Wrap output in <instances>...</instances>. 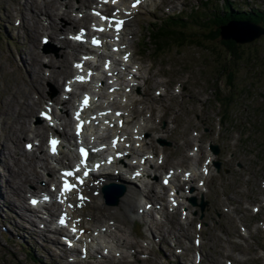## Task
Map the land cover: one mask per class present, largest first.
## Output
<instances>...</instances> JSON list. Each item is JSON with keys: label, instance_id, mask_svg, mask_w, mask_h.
I'll return each instance as SVG.
<instances>
[{"label": "rangeland", "instance_id": "rangeland-1", "mask_svg": "<svg viewBox=\"0 0 264 264\" xmlns=\"http://www.w3.org/2000/svg\"><path fill=\"white\" fill-rule=\"evenodd\" d=\"M24 1L0 0V158L7 159V165L11 167L13 157L15 159L19 157L20 163L27 164L24 159L35 155V171L41 177L40 180H46L53 175L43 173L44 165H50L55 174V164L62 157L51 162L46 159L42 164L45 135L37 136L43 151L36 150L33 154L31 151L24 150L22 142L32 140L30 137L35 133L34 125L44 124L36 118L40 105L32 110L31 107H27L31 104L27 103L32 100L39 101L46 96L51 98L57 96L63 81L69 75V66L67 76L64 75V79L59 78L57 86L51 82L50 78L52 69L58 68V60L62 59L63 51H67L64 49L67 46L61 45L66 35L65 39H62L63 36L58 39L56 36L55 39L54 34L49 35L48 44L43 46L39 37L42 33L34 31L36 39L32 43L29 35L31 29L25 27L22 18L21 10H24ZM58 1L61 4L63 0ZM77 1L79 3L80 0ZM226 1L232 4L229 6H232L233 10L242 13L252 10L264 11V0H148L146 4L140 3L138 10L131 13V17L129 16L126 29L124 28L121 36L127 43L126 49L132 51L130 61L135 65L130 64V66L137 67V70L127 67L128 71L135 73L121 78L122 73L119 72L118 77L111 78L114 83L123 82L119 84L121 88L118 92L120 95L124 93L125 96L109 99L102 96L107 92V87L100 85L98 88H104L101 99L105 102V110L111 108L114 113L117 109L123 110L121 106L125 107V105L126 111L129 110L130 115L125 114L126 122L125 125H121L120 132L130 130L132 125H136L137 129L140 127V135L143 132V141L142 136L139 140L134 139L132 143L134 152H130L129 157L135 158L137 162L139 157L144 156L142 153L145 154L151 150V153L161 151L162 153L158 154L162 155V159L159 163L152 161L155 167L152 164L148 165L151 156L145 155L147 156L145 163L148 167L146 169L154 176L144 178L142 183L138 182L142 185L140 187L129 182L132 185L130 187L127 183L129 178L126 181V172L114 175L115 180L120 176L119 179L130 188L128 190H131L130 194L133 198L130 196L129 198L132 202L130 206L119 204L118 209L116 206H107L108 208L104 209V205H101L104 204L101 197L97 198L101 209L84 220V225L90 228L84 237L86 239L92 237L91 239L95 242L89 243L90 256L83 257L81 259L83 261L75 264H264V132L261 133L264 129V35L247 43L243 39H247L253 33L252 31L249 35L246 32V35L242 37L235 34L237 40H243L235 42L250 45L241 48L242 55L245 54L244 59L234 64L233 85L230 86L227 84V76L224 73H218L216 69L218 58L208 51V45L176 49L173 46L165 48V42H160L156 44L161 47L160 52L157 53L153 51L155 45L148 38L147 30L150 28H146L147 23L156 21L158 24V19H165V15L173 11L179 13L180 19L189 15H192V18L194 15H205L207 12L214 14L218 11L216 8H221ZM71 4H73L72 1ZM79 4L83 5L81 2ZM123 4L129 3L125 0ZM66 9H69L67 2L64 6V10ZM63 11L60 13V19L64 15L67 18L71 12L68 10L69 13L62 15ZM33 12L23 11V16L29 18ZM35 14H37L35 18H38L39 25L46 20L47 25L59 16L51 15V18H47L41 12ZM17 18L20 24L19 21L15 24L14 21ZM237 22L250 23L243 20ZM254 25L264 28V22L261 21ZM160 27L163 26H159L156 30L159 31ZM241 28L237 27L236 30L239 31ZM223 31L224 35L229 34L225 32L226 30ZM256 31L255 28L254 33ZM64 33L65 31L58 35ZM230 33L233 34V32ZM224 35L220 36L221 39H228ZM212 42L213 49L222 47L217 38ZM35 48L38 53L40 52L38 62L42 68L38 73L33 72L38 76L32 75L28 65L31 63L28 52ZM66 57L70 63L72 57L70 58L69 55ZM73 60L76 59L73 58ZM37 68V65H34L33 70ZM128 81L135 83L129 91V97L128 93L123 91ZM47 83L51 85V87L48 86L49 92ZM214 87L217 88L218 98L224 99L227 96L229 102L226 114L221 118L219 116L223 111L219 109L214 99L216 94ZM42 92L46 94L45 97L41 96ZM136 98H140L142 104H139ZM119 99L121 103H118ZM114 100L117 103H114L115 107L112 108L111 103ZM67 104L65 108L61 104L57 107L58 118L63 126L68 119L70 102ZM25 111L28 115L24 120L20 115H23ZM21 121H24L26 129L28 128L26 136L16 132L20 123H23ZM146 122H150V125ZM132 128L136 127L132 126ZM13 130H16L15 132L20 136V151L26 155L14 153L15 146L11 143L13 139L10 134ZM188 135L191 140L186 142L191 143L192 147L200 145L206 156L211 153L206 146L207 143L217 146V153L211 155L219 161V168L217 171L213 169L209 171L206 179L203 180L202 187L194 188L197 180L194 178L195 175H192L191 180L185 182L188 184L184 192L187 198H174L179 208L174 209L177 213L171 215L174 210L171 211L169 207L158 208V210L154 207L155 204L158 206L161 203L160 200L164 203L167 201L164 195L166 187L159 177L168 167L183 166L187 162L182 139ZM136 142L139 146L134 145ZM8 150L11 157L8 155ZM45 156L48 158L46 152ZM38 157L41 158L42 163L38 162L41 161ZM180 159H183L184 163L176 164ZM31 165L33 167V163ZM8 166L5 167L0 161V264L74 262L62 254L59 248L64 246L59 244L61 239L57 246L42 237L48 233L45 230L49 227L48 221L38 223L40 226L38 230L42 233L37 231L34 233L33 222L22 219L21 213H27L28 210L25 202L26 193L20 192L24 188L19 189L24 199L10 198L7 195L5 197V189L10 187L7 181L12 179ZM29 168L28 173L33 170L29 172ZM33 171L28 176L35 180L37 178L33 177ZM114 176L108 175L105 179ZM22 177L18 176L15 180L20 181ZM40 180L36 182L39 183ZM145 181L149 182V187L150 185L153 187L149 193L147 192L149 187L147 189L144 186ZM150 197H153L156 203L145 208L144 205L152 200ZM190 198L194 199V205L189 201ZM11 199L17 206L15 212L9 203ZM20 200L23 202L20 203ZM200 203H203L202 210L199 209ZM254 207L256 211H252ZM137 208L142 209V213H136ZM180 209L186 212L183 219ZM111 214H114L116 219ZM24 221L31 225V230L28 227L30 225ZM44 224H46L45 227ZM197 236L200 239L192 240ZM195 242L200 244L194 246ZM128 243H132L133 246H129ZM74 246L78 248V245L73 244ZM68 248L72 249V247ZM71 256L78 257L76 254ZM31 258H34L36 262ZM75 258L72 260H76Z\"/></svg>", "mask_w": 264, "mask_h": 264}, {"label": "bare ground", "instance_id": "bare-ground-1", "mask_svg": "<svg viewBox=\"0 0 264 264\" xmlns=\"http://www.w3.org/2000/svg\"><path fill=\"white\" fill-rule=\"evenodd\" d=\"M92 1H94V0H80L79 3L81 2L83 5H86V3L87 4H90V3H92ZM146 1H148V0H139V3H137V0H128V1L126 0V2L129 3L128 5L123 4V2L122 3H119L117 5L118 6H122V8L125 7V11H127V12L129 11L128 13L131 14L132 12H135L136 10H138V7H140V5H139L140 3L146 4L145 3ZM79 3H78V6L80 5ZM131 5H135V7L134 6L130 7ZM108 6L109 7L105 11L101 12L100 14H101L102 17H107V19H104V20L111 21L110 22V24H111L110 32L113 35H117L119 32L114 31L113 28H112V26L115 24L116 21H123V24H122L123 25V28L126 29V24L128 22V18H127V16H123L121 18L116 17L117 16L116 14L119 11L117 9L113 8V6L110 5V4H108ZM23 8H24V10H21L22 11L23 23H24L25 27H27L28 29H31L29 35H30V38H31L32 43H34L35 42V39H36L35 38L36 37V34H35L34 31H38V32H41V33L43 31V32L46 33V36L48 35L47 37H49V35H52V34L57 35V34H60L61 33L59 30H57L58 28L55 27L54 19L51 20L50 22H48V24L46 26H42V25H39V20H37L38 18L37 19L35 18V15H37L35 13H38V12H41L42 15L44 14L47 18H51V15H53V16L61 15L60 14L61 12L60 13L58 12L59 6L57 4V1H55V0H40V1H37V0H25L24 3H23ZM30 10L31 11H34V12L30 14V17L28 16L29 18H27V17L25 18L23 16V11H30ZM111 10L113 11V14L110 12ZM67 11H68V9L64 10L63 13H62V15H64L65 13H69ZM173 13L179 14L178 12H175V11H173ZM88 19L89 18L86 15H83L81 17V19H79V20H75V19H73L70 16H68L67 18L63 16V18L60 19V21H59V25L61 26L60 27V30L61 29H66V31H67L70 27H73V25H77L81 21L83 23H85V28L87 29L86 23L88 22ZM237 27H242V28H241V30L237 31L236 30ZM51 29H52V31H50ZM223 30H226L225 32L229 33V34H227L225 36H227L228 38H231V39H233V40H235L237 42H240L242 39L241 40H237V38L235 37V34L238 37H242V36H245L246 35V32H247L248 35H249V34H251L255 30V26L252 25V24H250V23H246V22L233 21V22H228L227 24H225L222 27H220V32H221V35L222 36L224 35V33H223L224 31ZM230 32H233V34H231ZM95 37H93V38H95ZM247 39H243V40L245 41ZM48 40H49V38H48ZM67 42L68 41H66V40H62L61 41V45H66L67 47L68 46H71L69 44V42L68 43ZM99 46L100 45H98V47ZM100 47H104V46L101 45ZM72 49H74V46H73ZM64 53L65 52L63 51L62 59L61 60H58V66H57L58 68H53L52 69V77L50 78V80H51V82H53L54 84H56V86L58 84V79L61 78V77H63L64 75L68 74V70L70 71V68L67 70V68L69 66L68 65L69 60L67 59L68 57H66L64 55ZM28 54L30 55V58L29 59H30V62L31 63L28 64V65L30 67L31 73L34 76H38L37 74H35L33 72H37L38 73V71L40 72V70H42V68L40 66V62H38V57L40 56V52L38 53L37 51H34V49H32V50H29ZM128 55L129 54H127V56ZM131 57H132L131 55L128 56L129 59H131ZM106 59L109 60L110 59V56H107ZM76 61H77V59H76ZM34 65H37V67H38L36 70H33L34 69ZM63 79H64V77H63ZM97 81H98V79H97ZM99 83H100L99 86L102 85L103 87H105L104 81H102V80L99 79ZM110 86H107V92L104 93L102 96L103 97H108L109 99H114L115 96H112V94L109 93L110 91H112L111 88H110ZM125 87H127V86H125ZM42 97H44V96H42ZM48 98H50V97H47V99ZM82 98L83 97H81V99ZM45 99H46V97L44 99L43 98H40L39 101L32 100V102H28L27 103V104H31V105H27V107H31L32 110H33L36 106L42 105L41 103ZM57 99H58V97L54 99V102L58 101ZM59 101H60L59 102V105L61 104L65 108L66 105H68L67 103L69 102V98L67 96H65L64 98H61V100L59 98ZM88 105H89V103H88ZM88 105L86 107H83L82 105H80L79 107L82 108V109H86V108H88ZM94 105H95V101H94ZM43 110L51 118L53 117L52 114L55 113L53 111L51 113V110H50L49 107H45ZM126 110L125 111H122V110H118L117 109V110L114 111V113L112 111L110 113V115H109L111 122H108V123L110 124V129L112 131L113 136H116L117 137V142H115V143H107V145L109 146L110 150L112 151V156H113L112 159L116 163L119 162L118 164H120V162L122 163V159L125 158L126 156H127V159H129L130 152L131 153L134 152L133 146H132V143H133L134 139H138V140L141 139V137H139L140 136V129H137V126H136V128H131L129 130V131H131V133H129V134H127V133L120 134V133H117L115 131L116 129H118V130L120 129V125H122V124L125 125L126 118H127V117H125V114H127V111ZM84 111L85 110H83V112ZM110 111H111V109H110ZM102 112H104V109H98V110L95 111V113H97V114L100 115V116H98V119L99 118H102L104 116ZM117 113H119V115H117ZM26 115H28V112L25 111L23 113V115H20V116L25 120V116ZM36 118H37V120H41L38 117H36ZM21 122H23V123H20V125L17 127V131L16 130L15 131L16 132H19V134H21V135L24 134L26 136L27 135L26 134V131L28 130V128L26 129L24 121H21ZM34 127H35V129H34V132L35 133L33 134L32 137L35 138V139H37V136H43L44 133H47V134H58L59 136H61V139H60L61 141L64 140V139H70V140L73 139L72 135L70 133L66 132V129H64V130L62 129L61 131H59L57 129H54L53 130L50 127H47V126H45V124H42V123L39 126L34 125ZM64 127H68V119L65 120ZM84 130L85 129H83V131ZM15 131L14 130L12 132L10 131L11 132L10 133L11 134V138L13 140H17L20 137ZM134 145L139 146V143L136 142V143H134ZM36 149L37 150H40V151H43L42 145L41 146L40 145H37V148ZM9 152L10 151L8 150V155H10V157H11V154H9ZM46 153H47V155H49L48 152H47V150H46ZM67 153H68V151H67ZM69 155L71 156V153H69ZM35 157H36L35 155H32L31 157H26L24 160L27 161L26 162L27 164L20 163V160H19L20 158L14 159L13 160V165H11V167L7 165V159L6 160L5 159L4 160H1V158H0V161L3 162V165L5 167L8 166L7 167L8 168V172H10V174L12 176V179L10 181L9 180L7 181L8 186H10V187L9 188L6 187L8 190L5 189L6 190L5 191V197L7 195L10 198L11 197L12 198H15L16 197V199H18V198L21 197V195L19 193V189L20 190L23 189L24 188V186H23L24 184H28L29 183V185H32L33 181H36V180H40L41 179V177L38 176V173L35 171V166H36V162H35V159H34ZM61 157H60V159H61ZM42 158H43V163H42V160H41V163L42 164H44V162L46 161V159H48L49 162L50 161H57L56 159H53L52 160L51 158H46L45 152H44V156ZM146 159H147V156L144 155L142 157H139L138 160H137V162L135 160V163L141 165L140 168H138L139 169L138 172L143 173L144 175H142V176L150 177L149 174L151 172H148L147 169L145 168L146 167V163H145V160ZM58 161L56 163L57 165H60V166L64 165V162L65 161L63 160V158L59 162ZM31 163H33V167L31 165ZM11 164H12V160H11ZM132 164H128L129 165L128 168L131 171L134 168V166L131 167ZM44 166H45L44 167L45 172H43V173H46V174L51 173L53 175L52 177H54L55 176L54 169L50 165H44ZM29 167H31V169L34 170V171L32 170L33 171V177H36L37 179L34 180V178H32V177L30 178V176H28V175H30V173H32V171H31V169ZM28 168H29V172L31 171L30 173L27 172L28 171ZM116 175H119V173H116ZM18 176H23L22 179H20V181H16L15 180V178L18 177ZM52 177L49 178V179H47L48 180L47 181L48 183L52 179ZM106 177H108V176H106ZM105 178L102 177L100 183L98 181H94V180H91V183L89 185L88 184L85 185V183H83L82 184V189L79 190V192H78V194H79V197L78 198H76L74 196L77 193L69 194V195H67L65 197V200H66L68 206L71 205L69 207V212L67 213V211L61 210L62 212H65V220L67 222V225L70 224L71 227H72V229L73 228L76 229L74 231L75 233L71 234L70 236H66V237L68 238V240H70L71 244H73V242H77L79 245H81V247L84 248V253L83 254L84 255H87V257L90 256L89 255L90 251L86 247V241L82 237V234L83 233H87L88 231H90V228L89 227H86L84 225V220L85 219H88L90 216L92 217L95 212H97L98 210L101 209V206L97 202V198H100V196L102 194V190H101V188L99 186L101 184H106V183H109V182L120 183V185L123 184L126 188L122 192L121 197H120V199L118 201L119 202L118 205L120 204V206H124V205H127V204H128V206H130L129 204H131L132 201L129 198V196L131 198H133V196L130 194L131 193V190H128L130 188L127 186V184L125 182L121 181L119 178L115 180L114 179L115 177H111L110 179H105ZM32 179H33V181H32ZM183 181L184 180H182V183H183ZM129 182L130 181L128 180L127 183L129 184ZM166 185H167L168 190H169L168 196L169 197L172 196L171 202L165 201V203H164L163 201L160 200L161 203L158 204V206H157V204H155L154 207H156V206L158 208L169 207V209L171 211L174 210V209H178V206H179L178 203L175 202V204H174L173 201H174V197L176 196L175 195L176 188H179L180 185H176V184L175 185H172L171 182L170 183H167ZM169 185H171V187ZM144 186H146L147 189H148L149 182L145 181ZM149 190L150 191L153 190L152 185H150V187H149V189L147 191L148 193H149ZM23 191L25 192V191H29V190H24L23 189L20 192H23ZM164 195H165V192H164ZM153 196H154V194H153ZM150 198L152 199L153 197H150ZM149 201L151 203L150 202L149 203L147 202V206H152V204L154 202L156 203V200L155 199H152V200H149ZM8 202H9V200H8ZM9 203L11 204L12 210L15 212V207H17L15 205L16 203H14L12 199L10 200ZM20 203H22L21 200H20ZM90 203H92V204H90ZM101 205L103 206L104 204H101ZM118 205L116 206L117 209H118ZM81 207H82V209H81ZM103 207H104V209L108 208L105 205ZM7 209H9L8 208V204H7ZM56 209H57V207L55 205H53L52 206V210H56ZM140 212L142 213V209H140V208L137 209L136 213H140ZM19 213H21V212H19ZM174 213H177V211L174 210V212L171 215H174ZM46 215L53 217V213H50V212H47ZM111 215L113 216L114 214H111ZM182 215H184V214H182ZM20 216L24 220H28V221L30 220V221L33 222L32 224L35 227L34 228V233H35V231L42 233V231L38 230V228H40V226L38 225V223H42L43 221L40 220V217L38 215H32L31 216L32 217L31 219H29L24 213H21ZM113 217H114V219H116L115 216H113ZM109 219H112V218L109 217ZM24 222L27 223V224H29L26 221H24ZM80 224L81 225L83 224V227L82 228H81V225ZM45 225L46 224H44V227H45ZM28 227L30 229L31 228V225L28 226ZM45 230L48 231V233L54 234V235L62 234V231H57V232L56 231H52V230H50L49 227L48 228H45ZM75 234H77L78 236H76ZM42 237L44 239H46L47 241H49V243H51L52 245L58 243V238H54V239L50 240L48 238V235L47 234L46 235H43ZM63 243H59V244H63ZM128 245L131 246V247L133 246L132 243H128ZM57 246H59V245L57 244ZM59 248L62 251V254L65 255L66 258H68L71 261H74V262H68L69 264H75V263H78V261H81L80 259L75 258V257L72 258V256H71L72 254H76L77 255L78 252L76 250L69 249L66 246H60ZM74 258L76 260H72Z\"/></svg>", "mask_w": 264, "mask_h": 264}, {"label": "trees", "instance_id": "trees-1", "mask_svg": "<svg viewBox=\"0 0 264 264\" xmlns=\"http://www.w3.org/2000/svg\"><path fill=\"white\" fill-rule=\"evenodd\" d=\"M229 4L231 3L226 1L225 5L221 8H216L218 11L214 14H212V12H207L205 15H194L193 18L192 15H189V17H183L184 19H180L181 17L179 16L167 17L162 21H159L158 24H156V21L152 22L149 24L151 29L147 30V33L149 40L153 43V45H155L153 51L157 53L160 52L161 47L156 45L160 42H165V48L173 46L176 49L185 46L201 47L204 44L208 45V51L218 58V64H216L218 73H224L227 76V84L232 86V77L235 69L234 64L244 59L245 54L242 55L241 48L247 45L249 46L250 44L237 43L231 38L221 39L220 27L233 21L243 20L249 21L252 24L259 21L264 22V11L252 10L251 12L245 11L242 13L240 11L233 10L232 6H229ZM168 20L170 21L167 22ZM159 26L163 27H160L158 31L156 28L158 29ZM216 38L221 43L222 47H214L215 49H213L212 41ZM250 57L249 59H251ZM214 90L216 91V98L219 100L221 106L226 110L227 104L229 103L227 101V96L221 100L218 98V91L216 87H214ZM263 132L264 129H262L261 133ZM31 259L35 261L34 258Z\"/></svg>", "mask_w": 264, "mask_h": 264}, {"label": "snow or ice", "instance_id": "snow-or-ice-1", "mask_svg": "<svg viewBox=\"0 0 264 264\" xmlns=\"http://www.w3.org/2000/svg\"><path fill=\"white\" fill-rule=\"evenodd\" d=\"M105 2H108V0H105ZM117 2V0H112V3H116ZM137 3H139V0H137ZM134 7H135V5H133ZM96 15L97 16H99L100 14L99 13H96ZM101 18H103V19H107V17H101ZM115 24H116V31L117 32H119V30H120V26L123 24V21H116L115 22ZM109 26H111V24L109 25ZM94 28H95V26H93ZM98 31H104V29H97ZM75 39H77V40H79V39H81V37L80 36H77V37H75ZM94 44H99L100 42L97 40V39H95V38H93V41H92ZM85 59H89L88 57H86ZM128 59V57L127 56H125V60H127ZM77 68H82V65H79V64H77V65H75ZM77 79L78 80H80L81 82H83L84 81V78L83 77H77ZM88 103H89V98L86 96L85 98H84V101H83V106H87L88 105ZM46 115V114H45ZM117 115H119V113H117ZM46 118L47 119H49V120H51V117L50 116H47L46 115ZM77 119L79 120L80 119V116H79V113H77ZM78 128H79V125H78ZM79 134V133H78ZM49 143H50V145L52 146V152H53V154H56V145L59 143V141H57V140H55V139H53V140H50L49 141ZM29 147H31V145H29ZM80 152H81V155L83 156V155H86V152H85V150L82 148V149H80ZM78 170V169H77ZM87 173H85V175H86ZM139 174V173H138ZM64 176H73V172H71V171H69V172H66V173H64L63 174ZM168 183V180L166 179L165 180V184H167ZM73 188H74V185H72V184H70V183H68L67 181H65V183L63 184V186H62V188H61V192H60V195L61 196H65V193H67V192H70V191H72L73 190ZM45 199H49V197H47V196H45L44 197ZM82 199V198H81ZM61 202H63V201H61ZM32 203L33 204H35V203H38V201H35V200H33L32 201ZM173 203L175 204V201H173ZM71 206V205H70ZM60 223L61 224H65L66 223V220L64 219V218H61V220H60ZM76 229L75 228H73V231H75Z\"/></svg>", "mask_w": 264, "mask_h": 264}, {"label": "water", "instance_id": "water-1", "mask_svg": "<svg viewBox=\"0 0 264 264\" xmlns=\"http://www.w3.org/2000/svg\"><path fill=\"white\" fill-rule=\"evenodd\" d=\"M252 25H254V24H252ZM255 26V28L257 29V31L254 33V31H253V35L251 34L249 37H248V39L247 40H245V41H251L252 39H254V38H256V37H258V36H260V35H264V28L263 27H257L256 25H254ZM220 36L222 37V35H221V32H220ZM225 36V35H224ZM225 37H227V36H225ZM228 38V37H227ZM109 189H111V188H109V187H105V186H103L102 188H101V190H102V195H103V197H105V202L108 204V205H115V204H117V202H118V198H117V196L119 195V194H121V190H118L116 193H115V195H113V194H111V192H109L110 190ZM200 209H202V204H200Z\"/></svg>", "mask_w": 264, "mask_h": 264}, {"label": "clouds", "instance_id": "clouds-1", "mask_svg": "<svg viewBox=\"0 0 264 264\" xmlns=\"http://www.w3.org/2000/svg\"><path fill=\"white\" fill-rule=\"evenodd\" d=\"M212 158V155H211V153H209V159H211Z\"/></svg>", "mask_w": 264, "mask_h": 264}]
</instances>
